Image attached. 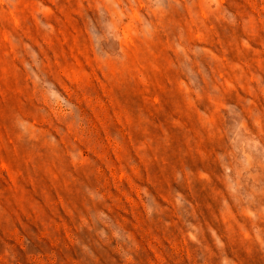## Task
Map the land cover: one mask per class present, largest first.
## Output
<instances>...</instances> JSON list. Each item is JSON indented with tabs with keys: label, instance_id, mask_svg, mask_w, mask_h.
Instances as JSON below:
<instances>
[{
	"label": "rangeland",
	"instance_id": "1",
	"mask_svg": "<svg viewBox=\"0 0 264 264\" xmlns=\"http://www.w3.org/2000/svg\"><path fill=\"white\" fill-rule=\"evenodd\" d=\"M0 264H264V0H0Z\"/></svg>",
	"mask_w": 264,
	"mask_h": 264
}]
</instances>
